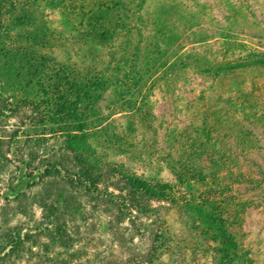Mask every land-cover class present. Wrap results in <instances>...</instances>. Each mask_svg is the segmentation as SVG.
Masks as SVG:
<instances>
[{
	"label": "trees",
	"instance_id": "obj_1",
	"mask_svg": "<svg viewBox=\"0 0 264 264\" xmlns=\"http://www.w3.org/2000/svg\"><path fill=\"white\" fill-rule=\"evenodd\" d=\"M200 5L0 0L2 193L17 196L36 185L54 189L40 206L41 217L58 233L56 211L68 209L80 189L94 194L111 219L128 217L148 242L140 254L119 263L105 258L81 263L68 256L39 264H166L158 254L169 236L157 222H167L172 213L197 236L219 239L213 264L237 253L233 225L231 230L213 186L196 189L225 164L214 158L220 151L211 142L219 131L216 111L201 102L207 98L203 88L194 91L204 76L264 70V47L246 39L261 40L262 34L243 28L258 24L264 32V24L239 14L234 0L232 22L223 26L215 18L209 30ZM169 94L184 104L168 121L152 110ZM227 101L230 108H244ZM224 112L220 119L227 121ZM50 138L57 147L46 156ZM162 168L176 186L157 179ZM59 237V245L69 249L68 238Z\"/></svg>",
	"mask_w": 264,
	"mask_h": 264
},
{
	"label": "rangeland",
	"instance_id": "obj_2",
	"mask_svg": "<svg viewBox=\"0 0 264 264\" xmlns=\"http://www.w3.org/2000/svg\"><path fill=\"white\" fill-rule=\"evenodd\" d=\"M163 1L166 2L152 0L153 4ZM192 1L200 3L202 11L208 13L204 16L207 29H211L215 18L223 26L232 22L234 0ZM236 1L241 5L239 14L264 24V0ZM248 24L243 27L247 33L260 32L263 38L248 36L246 39L264 47V32L260 31L258 24ZM216 78L204 76L198 79L194 94L203 88L207 98L201 102L216 111L219 131L211 142L220 151V154H214V158L220 157L225 165L215 179L197 184L196 189L205 191L206 185L213 186L216 201L231 230L233 225L239 249L223 264H264V70L252 69ZM157 96L160 98L161 93ZM229 97L244 104V108L228 107ZM177 98H182L180 93ZM183 104L182 100L177 101L175 95L169 94L158 101L152 112L169 121ZM223 112H228L227 121L220 119ZM45 146L43 154L49 156L57 144L50 138ZM150 174L146 172V175ZM155 176L176 186L174 177L165 168L157 170ZM2 191L0 187V264H39L47 257L66 260L68 256L81 263L85 260L97 262L100 258L119 263L147 248V240L136 233L128 217L120 221L111 219L110 212L100 200L94 199V194L78 189L66 206L68 209H57L56 224L62 230L56 233L52 224L41 217L40 206L43 198L52 194L54 189L36 185L17 196H5ZM170 215L172 218L167 222L162 219L157 222L169 236L168 245L159 251L162 253L158 254L159 259L166 264H213V259L219 256L213 246L219 239L212 241L206 236L199 237L173 213ZM159 216L162 218L161 213ZM59 235L71 242L69 249L59 245Z\"/></svg>",
	"mask_w": 264,
	"mask_h": 264
}]
</instances>
